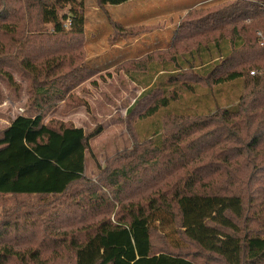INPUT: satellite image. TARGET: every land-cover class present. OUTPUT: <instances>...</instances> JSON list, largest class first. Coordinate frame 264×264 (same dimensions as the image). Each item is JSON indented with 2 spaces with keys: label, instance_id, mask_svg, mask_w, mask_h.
<instances>
[{
  "label": "trees",
  "instance_id": "1",
  "mask_svg": "<svg viewBox=\"0 0 264 264\" xmlns=\"http://www.w3.org/2000/svg\"><path fill=\"white\" fill-rule=\"evenodd\" d=\"M129 1H96L113 29L111 44L158 28H127L109 17L108 5ZM226 3L192 8L168 49L122 65L141 84L135 73L148 72V60L168 58L176 65L173 83L188 92L243 79L249 93L233 108L174 119L162 144H136L93 182L85 176V155L99 132L45 123L55 105L95 74L82 66L83 0H0V81L17 92L5 68L24 74L35 113L0 131V197L13 199L6 207L0 198V264H264V74L250 75L264 69V0ZM19 20L23 29L15 26ZM27 25L35 51L13 52L3 39L13 41L17 31L22 39ZM228 41L232 47L224 52L221 43ZM212 48L219 56L210 61L179 63ZM150 77L130 118L152 117L177 97ZM205 208L214 215L206 223ZM189 211L216 233L193 228L199 223L188 222ZM164 220L172 233L156 225Z\"/></svg>",
  "mask_w": 264,
  "mask_h": 264
},
{
  "label": "rangeland",
  "instance_id": "2",
  "mask_svg": "<svg viewBox=\"0 0 264 264\" xmlns=\"http://www.w3.org/2000/svg\"><path fill=\"white\" fill-rule=\"evenodd\" d=\"M96 1L83 0L86 40L85 58L82 61V66L94 70L95 74L72 89L67 100L55 105L45 119V123L52 121L71 123L82 129L86 135L99 132L90 140V149L85 155V176L93 182L97 180L101 170L106 167L108 162L120 154L132 150L136 144L147 142H153L156 145L162 144L167 136L166 129L174 122V119L208 115L215 113L219 107L233 108L239 99L247 95L251 89L245 80L238 79L211 88L199 85L195 87L194 91L188 92L180 87V84L173 83L172 76L176 75L173 69L176 65L174 62H169L168 58L152 59L148 62L146 60L149 71L136 72L141 84L133 82L122 64L130 60L140 61L141 59L122 58V52L111 49L113 44L110 43L109 38L113 34V29L107 14L98 8ZM231 1L233 0H133L121 5H108L107 12L112 20L127 28L134 25L144 27L157 24L175 25L190 10L208 8L221 2L228 4ZM68 11L69 8L61 12V15ZM160 12L164 17L158 19ZM24 23L23 20L15 21V26L17 25V29L21 27L23 29ZM50 30L48 27L47 31ZM26 32L25 37L20 40L16 38L18 31L13 35V41H9L7 37L4 39L2 37V39L7 46L12 44L13 52L24 54L35 51L37 43L34 39L29 38L31 36L29 25L24 33ZM39 33L41 34L38 36L43 37L42 33H46L44 27ZM145 34L148 32L139 33L125 40L128 43L136 38H142ZM259 34L262 36V32ZM221 46L226 52L231 49L232 44L230 41L222 42ZM217 52L213 48L209 52L202 51L200 54L194 52L192 55L179 57V63L187 68L189 66L187 60L193 59L194 64L198 66L199 56L204 61H210L219 56ZM164 63H166L165 66ZM129 70L131 69L129 68ZM252 70L255 74H264V69ZM5 71L12 76L18 90L17 92L11 91L3 81H0V131L9 127L18 118H30L35 114L29 106L28 78L10 67L5 68ZM252 72L250 71L251 76ZM150 75L154 76L155 85L164 89L166 96L177 92V97L171 101L168 107L161 109L152 117L136 119L132 116L130 118L128 110L145 91L143 85L148 83ZM68 100L80 105L73 109H67L66 101ZM0 198H3L1 204L6 207L13 204V199H10L9 196ZM195 213L194 211L188 213V222L199 223L193 225V228H198L204 235H214L216 232H213L211 228H202L204 223L213 220L214 215H211L205 208L201 215L205 218L203 223V220L198 218ZM215 221L218 223L217 220ZM156 225L165 233L173 231L172 223H169L168 220L159 221Z\"/></svg>",
  "mask_w": 264,
  "mask_h": 264
},
{
  "label": "crops",
  "instance_id": "3",
  "mask_svg": "<svg viewBox=\"0 0 264 264\" xmlns=\"http://www.w3.org/2000/svg\"><path fill=\"white\" fill-rule=\"evenodd\" d=\"M163 17H164L163 13L160 12L158 19ZM178 24L154 25V26H158V28L152 32H149L148 34H145L144 36H142V38H136L135 40L128 43L126 42L125 39H120L115 44H113L111 49H115L117 51L119 50L120 52L123 53V55H121L122 58H130V59L141 58L150 52L166 50L169 48L171 42L174 39ZM135 26H141V25L129 26L128 28Z\"/></svg>",
  "mask_w": 264,
  "mask_h": 264
},
{
  "label": "built area",
  "instance_id": "4",
  "mask_svg": "<svg viewBox=\"0 0 264 264\" xmlns=\"http://www.w3.org/2000/svg\"><path fill=\"white\" fill-rule=\"evenodd\" d=\"M69 24V20L66 22V27L68 26ZM260 35V34H259ZM255 72H252V74H254Z\"/></svg>",
  "mask_w": 264,
  "mask_h": 264
}]
</instances>
